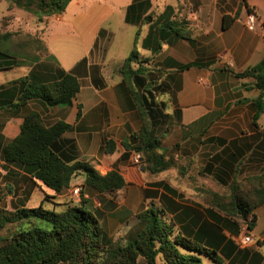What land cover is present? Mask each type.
<instances>
[{
  "label": "crops",
  "instance_id": "crops-1",
  "mask_svg": "<svg viewBox=\"0 0 264 264\" xmlns=\"http://www.w3.org/2000/svg\"><path fill=\"white\" fill-rule=\"evenodd\" d=\"M250 13L257 16L253 30L246 25ZM225 16L234 19L227 28ZM171 21L184 37L167 28ZM39 22L44 58L0 69V204L13 210L50 203L62 210L69 201L66 190L57 194L25 165L4 157L25 117L36 112L48 125L73 126L56 142L61 154L86 158L104 174L117 168L124 175L127 185L103 193L101 200L89 187L109 239H137L149 224L142 212L157 204L175 234L216 250L223 264H264V204L255 207L257 221L250 231L212 204L213 193L227 191L234 179L245 182L264 172V111L257 113L253 101L260 90L253 78L236 75L264 57V0H71L63 13ZM8 32L1 27L5 50L11 45ZM135 47L149 58L147 72L158 74L168 89L160 98L168 103L165 113L175 114V126L168 129L169 119L160 117L155 134L161 151L174 155L178 165L157 174L142 171L133 162L135 152L123 146L143 122L132 95L136 83L125 81L122 73ZM222 53L231 64L220 58ZM34 65L37 76L61 68L78 77L81 88L71 104L24 100L19 80ZM111 139L117 147L108 154L104 149ZM246 234L253 241L244 243ZM138 264L148 262L140 256ZM157 264H163L161 257Z\"/></svg>",
  "mask_w": 264,
  "mask_h": 264
},
{
  "label": "trees",
  "instance_id": "trees-1",
  "mask_svg": "<svg viewBox=\"0 0 264 264\" xmlns=\"http://www.w3.org/2000/svg\"><path fill=\"white\" fill-rule=\"evenodd\" d=\"M7 1L11 6L33 13L40 21L44 17L63 13L71 2ZM233 21V18L227 19L225 16L223 27L227 28ZM180 24L183 25V22ZM176 25L177 21H171L167 28L184 37ZM11 34L8 32L6 36L10 37ZM148 61L149 58L141 57L135 47L122 68L125 81L132 80L136 83L132 95L138 103L143 120L140 130L123 142V146L126 151L141 153L139 166L142 171L157 174L178 165L174 155L161 151L160 138L155 134L160 117L166 116L169 119V129L174 124L175 114L165 113L168 103L157 94L167 93L168 89L163 88L159 76L155 77L156 73L147 72L144 64ZM25 63L24 58L0 48V69ZM134 63H137V68ZM36 71L34 66L26 77L19 80L24 87L25 101L39 98L49 106L68 105L80 91V81L71 72L60 68L57 74L43 77L37 76ZM236 75L240 78H253V87L260 90L259 97L253 100L254 105L257 113L264 111V57ZM72 128L71 124L63 121L48 125L39 113L31 112L25 117L20 134L4 148V157L9 162L25 165L33 177L57 194L70 189L73 177L80 172L85 175L83 187H90L99 194L125 187L127 181L117 168L104 174L90 160L66 157L56 149L57 140ZM116 147V142L111 139L107 141L104 150L112 154ZM89 201L83 191L80 203L70 201L60 211L47 209L43 204L13 210L0 204V264H138L140 256L145 257L148 264H157L159 257L163 264H223L216 250L175 234L173 223L160 217L151 207L142 212L144 214L141 216L147 215L149 224L137 239L127 243L109 239L99 217L88 207ZM212 204L225 215L237 218L248 231L252 230L257 221L254 209L264 204V172L245 182L234 179L227 191L213 193ZM31 218L40 219L49 227L32 223L27 228L20 227L8 234L3 233L9 224L29 222ZM203 255L208 256L211 261L204 263Z\"/></svg>",
  "mask_w": 264,
  "mask_h": 264
},
{
  "label": "rangeland",
  "instance_id": "rangeland-1",
  "mask_svg": "<svg viewBox=\"0 0 264 264\" xmlns=\"http://www.w3.org/2000/svg\"><path fill=\"white\" fill-rule=\"evenodd\" d=\"M0 21H1L0 29L1 27L7 28V30L12 33L11 37H9L11 40V45L8 48V51L11 54H14L13 51L18 52L24 57H20L18 55L17 56L20 58H24L26 63L29 62L31 57L39 56L40 59L44 58L46 49L43 44V36L45 32H44V29L42 28L43 26L40 25L39 19L36 15L30 12H27L25 10L19 9L17 7L11 6L7 0H0ZM155 77L157 78L158 75L155 74ZM157 95L159 98H161V95L159 93ZM174 126L175 125L173 124L170 127V129L173 128ZM84 181H85V176L81 172L73 177V183H72L71 188L66 190V192H68L69 201L63 205L62 209H64L66 207V204L69 203L70 201L80 203L81 195L84 191V194L86 193L89 195V198L87 197V199L90 200L88 203V207L92 211L97 213L96 209L98 207V204L96 202L97 198H94L95 192L94 193L91 192L89 190L90 189L89 187L84 188L83 187ZM77 186L81 187L80 195L72 194V189ZM39 194L44 196L43 191H40ZM97 197L99 200H101L102 197H104V195L97 194ZM46 207L47 209H52V204L47 203ZM150 207L152 209H155L157 213L160 214V217H162L161 215L162 212L159 210V207L157 204L150 205ZM57 208H58L57 211L61 210L60 206ZM32 223H37L41 226L49 227V225L46 222H43L40 219L31 218L29 222L26 221V222H20L18 224H9L7 228L3 230V233L8 234L11 231H14L20 227L27 228ZM204 263H205V260H204Z\"/></svg>",
  "mask_w": 264,
  "mask_h": 264
},
{
  "label": "built area",
  "instance_id": "built-area-1",
  "mask_svg": "<svg viewBox=\"0 0 264 264\" xmlns=\"http://www.w3.org/2000/svg\"><path fill=\"white\" fill-rule=\"evenodd\" d=\"M256 22H257V16H256V14L255 13H250L247 16V19H246V25L248 26V28L253 30L255 28ZM220 58H227V62L229 64L232 63L231 57H227V54L226 53H222L220 55ZM141 158H142L141 153L135 152L134 157H133V162L135 164H139L141 162ZM80 192H81V187H79V186H77V187H75V188L72 189V194L80 195ZM251 241H253V237L250 234H246L243 237V242L244 243H249Z\"/></svg>",
  "mask_w": 264,
  "mask_h": 264
}]
</instances>
